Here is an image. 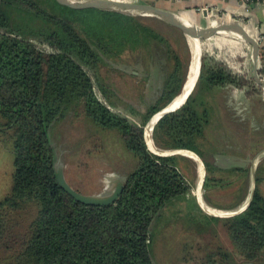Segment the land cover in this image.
<instances>
[{"label":"trees","instance_id":"1","mask_svg":"<svg viewBox=\"0 0 264 264\" xmlns=\"http://www.w3.org/2000/svg\"><path fill=\"white\" fill-rule=\"evenodd\" d=\"M145 18L162 23L169 37ZM179 37L185 35L152 17L71 9L54 0H0V142L12 154L10 187L0 198V264H154L150 227L168 202L188 196L190 189L172 161L182 155L150 152L143 132L148 119L182 92L189 60ZM119 63L150 64L144 74L159 82L141 110L128 107L135 120L109 107H114L112 90L99 74L100 67ZM251 83L203 52L184 102L151 126L153 148L194 153L204 169L201 185L210 191L242 182L249 173L243 152L232 153L242 157L221 167L214 153L206 148V155L201 148L211 101L227 88L242 91L246 99L259 95ZM77 109L93 126L113 131L135 159L119 178L122 188L112 203L80 202L57 179L51 128ZM255 133L243 140L251 155L264 148L262 125L258 137ZM255 159L248 204L228 217L204 215L221 222L244 261L264 254V196L258 187L264 180V151ZM232 256L218 249L196 264H235Z\"/></svg>","mask_w":264,"mask_h":264},{"label":"rangeland","instance_id":"2","mask_svg":"<svg viewBox=\"0 0 264 264\" xmlns=\"http://www.w3.org/2000/svg\"><path fill=\"white\" fill-rule=\"evenodd\" d=\"M215 16L221 17L210 12L209 17L204 20L205 24L208 25L210 19H216ZM225 18L229 22L234 21L231 17L229 19V16H225ZM143 21L169 37L167 34L169 30L162 23L147 18ZM235 22L238 21L235 20ZM172 35L170 37H173ZM180 37L182 51L186 53L189 60L187 61L188 70L182 94L189 84L187 80L196 61V52L193 41L189 37ZM203 42V46L200 47V56L205 52L207 56H213L216 61L223 63L231 73H243L251 80L252 50L249 44L228 34H215L203 39ZM138 65L125 66V64L119 63L99 68V74L105 82L104 84L112 90L110 99L114 107L112 105L109 107L113 111L125 114L132 120L135 118L129 113L128 107L141 110L143 102L150 100L152 95H155L159 83L158 80L144 74V71L153 67L152 65ZM251 84L257 91L253 83ZM211 104L213 110L209 117L210 123L204 130L205 145L203 144L201 148L203 153L206 155L207 153L209 155L210 152L214 153L216 161H223L227 154L238 151L245 153L247 145L243 144L244 138L248 142V136L252 137L255 132L261 133V95L246 99L243 97L242 91L227 88L218 93ZM258 133H255L257 137ZM50 138L55 148L54 169L57 179L61 172L64 183L82 195L102 196L108 194L114 184L112 179H119L129 171L135 160L129 152L122 148L113 131H102L93 126L83 116L80 109L57 121L51 128ZM218 152H223L224 156H220ZM176 154L178 155V153ZM237 157H242V155ZM254 160L255 158L251 159V154H248L247 161L250 167L254 166ZM11 161L12 154L9 145L0 142V198L10 187ZM172 161L189 182V191H194L198 184L200 185V201L203 206H209L207 208L214 215L229 214V211L218 210L217 204L221 206L233 204L242 197L243 192L245 193L243 198L248 199V186H246V191H244L245 188L243 190V185L246 182L244 178L242 182L234 181L221 190L210 191L199 183L201 178L199 164L201 169L202 165L198 157L197 160H194L186 155L174 156ZM218 163L221 164V161ZM193 180L194 182H192ZM259 187L264 196V183L259 184ZM207 198L211 200L210 204L207 203ZM194 199L195 196L172 199L152 223L150 254L154 264H196L200 262L204 254L211 252L216 254L218 249L232 253L235 264H264V254L252 261L242 260L241 256L232 248L221 222L201 215L198 209L201 210L202 207L197 200H195L196 206ZM212 206H215V209Z\"/></svg>","mask_w":264,"mask_h":264},{"label":"water","instance_id":"3","mask_svg":"<svg viewBox=\"0 0 264 264\" xmlns=\"http://www.w3.org/2000/svg\"><path fill=\"white\" fill-rule=\"evenodd\" d=\"M54 1L58 5L65 6V7L71 8V9H77V10L89 9V8L109 9V10H116V11L141 15V16H145V17H152V18H155V19L162 21L163 23H165L167 25H170V26L176 28L183 35H185L186 37H189L191 40H197V41L199 40V38L207 39L211 36H214L215 34H228V35L237 36L238 38H240L245 32L252 30L255 33V35H254V38L256 41L255 48L253 47V45L249 41H244V42L249 44L251 47V50H252L251 81H252L253 85L257 88V91L259 92V94L261 95V98H262L261 125H262V128L264 130V81H262L258 77V74H257V68H258L257 65H258L259 58H260V47L262 48V45H263V36L261 34H259L254 27L247 25V24H244V23L234 22V21L233 22H227V23H220L217 25L199 26V25L194 24L193 22H191L187 18H185V17H183V16H181L175 12L158 8V7L154 6L153 4L136 3V2L126 1V0H82V1H75V2H73L71 0H69V2H64L63 0H54ZM202 14L205 15V12H202ZM199 65H200V49H199L198 54H197V73H196V76H195L194 81L191 84L190 88L187 90V92L182 97L180 102L174 107H172V105L170 104L169 106L165 107L164 109L153 114L151 117H153L154 115H157V117H156V120H157L163 114L176 109L177 107H179L184 102V100L186 99L188 94L191 92V90L195 84V81H196L197 76H198ZM150 118L144 124L143 132H144V127L149 122ZM151 126H150V129H151ZM145 144H146V142H145ZM146 147L150 152L157 154V155H161V156L162 155H171V154H176V153L181 154L180 152H182V151H188V150L176 149V150L161 152V151H157V150L156 151L151 150L150 148H148L147 144H146ZM263 151H264V148L259 150L256 153V155L253 156V159L257 155L262 153ZM200 162H201V160H200ZM201 165H202V162H201ZM202 171H203V174L201 175L199 183H202V180H203V175H204L203 166H202ZM251 177H252L251 187H250L248 199L245 202V204L241 208H239V209H237V210H235L229 214L220 215V216L218 214V216L217 215H214V216H217V217L231 216L233 214L240 212L248 204V202L250 200V196H251L253 189H254L253 167H251ZM62 179L63 178H62V175L60 172V174H58V181L61 184V186L76 200H79L80 202L88 203L91 205H103V204L112 203L116 199V197L118 196V194L120 193L121 188H122V183H121L120 179L114 178V179H112V181L114 183L112 190L108 194L102 195V196L82 195V194H79V193L75 192L74 190H72L68 185H66L64 183V181Z\"/></svg>","mask_w":264,"mask_h":264},{"label":"crops","instance_id":"4","mask_svg":"<svg viewBox=\"0 0 264 264\" xmlns=\"http://www.w3.org/2000/svg\"><path fill=\"white\" fill-rule=\"evenodd\" d=\"M126 1H131V2H136V3L153 4L154 6H156L158 8L175 12V13L187 18L188 20H190L194 24L199 25V26H204V24H205L204 20L206 19V17H209L210 12H214V13L218 12L219 14L227 15V16L231 17L232 19H234L238 22L242 21V22H244V24H247V25L254 27L256 29V31L263 36V45H262V48L260 47V58H259V62L257 65V67H258L257 71H258V69H260L261 75H260V77L258 75V77L262 81H264V0H248L245 2H241L240 0H126ZM204 10L205 11L209 10L210 12H205ZM202 12H205V15L202 14ZM213 15H211V16H213ZM208 22H209L208 25H217L220 23H227L229 21L225 17H223V18L210 19ZM245 33L250 38L255 40V38H254L255 33L252 30L247 31ZM240 39L245 41L243 35L240 37ZM203 44H204V42L202 41L201 46H203ZM261 108H262V105H261ZM245 150L246 151H245L243 157H245V159L247 160L249 153L247 151L248 149H245ZM256 153H253L251 155V159L253 156L256 155ZM239 155L240 154H237V155L236 154H232V155L228 154V156H224L225 159H223V161L222 160L216 161V158H214V159H215V163L217 165H219L221 167H224V166L230 167V165H233V164H231V162L236 160V158H234V156H239ZM218 161H221V164H219ZM255 162H256V159L254 160V167H255ZM243 178L246 181L244 184L245 185L244 191H246V186H248V188H247L248 189L247 193H248L250 191L251 182H252L251 167L250 166H249L248 175H244ZM192 182H194V180ZM261 183H264V180H262V182H260V184ZM258 187H259V185H258ZM259 189H260V187H259ZM191 191L188 192V196H190V197L194 196L191 193ZM261 192H262V190H261ZM262 194H263V192H262ZM241 199L242 200H240V198H239L237 201H235V203L227 204L225 206H221V205L217 204L216 208L218 210L222 209L223 211H229L230 210L229 212L235 211L239 205H241V206H239V208H241L245 204V202L247 201L246 198L245 199L241 198ZM195 200H197L198 203L200 202L196 198L194 199V202H195ZM195 205L197 206L196 202H195ZM205 206L209 207L207 205H205ZM214 207L215 206H212V208H214ZM233 209H235V210H233ZM200 214L203 216L207 215L206 212L203 210V207L200 210Z\"/></svg>","mask_w":264,"mask_h":264},{"label":"bare ground","instance_id":"5","mask_svg":"<svg viewBox=\"0 0 264 264\" xmlns=\"http://www.w3.org/2000/svg\"><path fill=\"white\" fill-rule=\"evenodd\" d=\"M63 1H64V2H69V0H63ZM243 36H244V40H245V41H249V42L253 45V47L255 48V43H256V41H255L254 39L250 38L246 33H244ZM201 39H203V38H199L198 41H197V40H192V41H193V47H194V50H195V52H196V61L194 62V65H193V67H192V69H191V73H190L189 79L187 80V83H189V84L187 85V87L185 88V90L183 91V93H182L181 95H178V96L173 100V102H172V104H171L172 107L176 106V105L180 102V100H181L182 97L185 95V93L187 92V90L190 88L191 84H192L193 81H194V78H195L196 73H197V54H198V51H199L200 47H202V46H201V43H202ZM179 96H180V98H179ZM156 117H157V115H154L153 117H151L150 120H149V122H148V123L146 124V126L144 127V140H145V142H146L148 148H150V149L153 150V151H156V150L152 147L151 140H150V137H149V131H150V126L154 123V121L156 120ZM180 153H181L182 155L189 156V157H191V158L194 159V160H197L196 155L193 154V153L190 152V151H182V152H180ZM199 169H200L199 174H200V177H201V175H202V170H201V166H200V164H199ZM199 200H200V199H199ZM199 203H200V205L203 207V209H204L205 211H207V212H211L210 209H208L207 207H205V206L202 205L201 201H200Z\"/></svg>","mask_w":264,"mask_h":264},{"label":"built area","instance_id":"6","mask_svg":"<svg viewBox=\"0 0 264 264\" xmlns=\"http://www.w3.org/2000/svg\"><path fill=\"white\" fill-rule=\"evenodd\" d=\"M241 2H245V1H248V0H240ZM205 11V10H204ZM205 12H208L207 10L205 11ZM215 14L216 15H219V16H221V17H218V16H215L216 18H223V17H225V16H227V15H225V16H223V14H219L218 12H215ZM229 19H231L230 17H229ZM232 21H233V19H232ZM234 22H235V20H234ZM199 185L196 187V189H194V191H191V193L195 196V198L196 199H198V201H200L199 199H200V197H201V194H200V190H199ZM206 212V211H205ZM231 212H233V211H231ZM231 212H229V213H231ZM207 214H210V215H213L214 216V213L211 211V212H206Z\"/></svg>","mask_w":264,"mask_h":264}]
</instances>
